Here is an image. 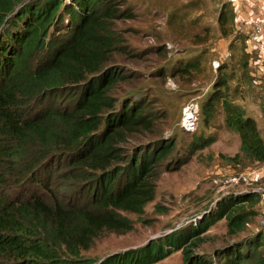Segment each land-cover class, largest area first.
Returning <instances> with one entry per match:
<instances>
[{
    "label": "trees",
    "instance_id": "16d2710c",
    "mask_svg": "<svg viewBox=\"0 0 264 264\" xmlns=\"http://www.w3.org/2000/svg\"><path fill=\"white\" fill-rule=\"evenodd\" d=\"M134 16L120 0H0V264H153L176 250L183 264L248 260L243 242L217 249L215 259L199 249L203 234L221 219L228 235L245 232L258 215L261 196L254 191L225 196L198 225L179 226L142 246L99 259L82 253L103 231L132 230L123 212H145L156 197L160 168L176 150L171 138L132 144L154 130L157 114L142 99L120 102L113 95L127 79L114 64L115 54L126 51L114 25ZM233 18L222 5L223 35ZM240 48L248 70L250 56L244 43ZM198 66L188 62L184 71ZM215 81L230 85L221 75ZM219 101L242 152L264 162L258 122L234 99L214 91L202 105L205 119ZM210 140L196 138L189 151ZM29 182L48 193H16ZM262 240L257 233L249 249L259 250Z\"/></svg>",
    "mask_w": 264,
    "mask_h": 264
},
{
    "label": "rangeland",
    "instance_id": "374dc122",
    "mask_svg": "<svg viewBox=\"0 0 264 264\" xmlns=\"http://www.w3.org/2000/svg\"><path fill=\"white\" fill-rule=\"evenodd\" d=\"M120 1L135 16L117 20L114 25L126 47L122 54H115L114 64L127 74V79L115 87L113 95L120 102L126 97L132 101L142 99L157 114L154 130L135 136L132 144L145 145L159 138H171L176 141V150L160 168L156 197L146 205L145 212L142 215L123 212L131 219L132 230L103 231L89 249L82 251L84 256L96 259L142 246L179 226L198 225L223 197L252 190L250 185L217 186V178L224 174L249 170L262 173L254 186H264V162L248 158L242 152L240 136L227 125L221 101L208 119L202 111L207 98L216 90L222 91L230 99H236L248 115L258 118L260 135L264 138V92L262 97L258 90L264 83L257 84L238 53L233 54V59L229 55L221 60L213 49L219 36L215 33L219 24L214 1ZM214 59L220 60L218 67L214 66ZM188 62H198L199 66L184 71ZM218 75L230 82L227 88L215 81ZM188 106L192 113L187 111V117L191 118L185 126L184 111ZM198 137L211 140L191 153L189 147ZM8 185L6 188L13 195L12 189L16 188L13 179ZM24 186L23 190L15 189L16 193L23 196L48 193L36 182ZM78 195L76 192L70 197L75 200ZM257 210L258 215L238 236L227 234L226 219L212 225L203 234L201 255L215 259L217 249L243 242V253L248 255L244 264H257L264 258V202L259 200ZM259 232L263 239L260 249H249V240ZM153 264H183L182 252L176 250Z\"/></svg>",
    "mask_w": 264,
    "mask_h": 264
},
{
    "label": "crops",
    "instance_id": "0c3cea01",
    "mask_svg": "<svg viewBox=\"0 0 264 264\" xmlns=\"http://www.w3.org/2000/svg\"><path fill=\"white\" fill-rule=\"evenodd\" d=\"M218 8V17L222 5L227 4L234 12V18L230 24V30L223 35L220 25L216 27L219 33L214 43V50L218 51L220 59L238 53L242 43L250 56L249 68L256 78L257 84L264 83V33L258 38L251 37L252 21L264 17V0H213ZM219 24V22H218ZM222 34V35H221ZM220 61L219 59H214ZM223 63V62H222ZM264 86V85H260ZM263 97L264 87L258 89ZM237 100L235 99V102ZM257 121L258 118L254 117Z\"/></svg>",
    "mask_w": 264,
    "mask_h": 264
},
{
    "label": "built area",
    "instance_id": "2783aa9c",
    "mask_svg": "<svg viewBox=\"0 0 264 264\" xmlns=\"http://www.w3.org/2000/svg\"><path fill=\"white\" fill-rule=\"evenodd\" d=\"M252 31H251V37L255 40L258 39L263 33H264V17L263 18H256L252 21ZM264 64V61H263ZM220 65L219 61H214V66L218 67ZM191 111V107L188 106L185 109V115L187 111ZM185 126H188V123L190 122L191 115L187 117L185 116ZM262 173H259L261 175ZM258 173L254 171H244L240 173H231V174H224L221 177H218L216 180L217 186H220L222 188H228V187H235V186H242V185H250L253 186L251 191H254L258 193L261 196V201L264 202V186L258 185L254 186L255 182L260 178Z\"/></svg>",
    "mask_w": 264,
    "mask_h": 264
}]
</instances>
